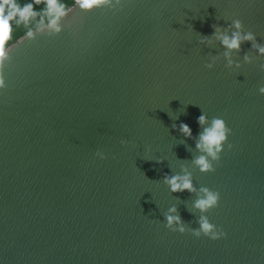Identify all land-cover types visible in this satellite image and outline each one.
Here are the masks:
<instances>
[{
  "label": "water",
  "instance_id": "1",
  "mask_svg": "<svg viewBox=\"0 0 264 264\" xmlns=\"http://www.w3.org/2000/svg\"><path fill=\"white\" fill-rule=\"evenodd\" d=\"M237 31L255 39L229 50L221 37ZM254 45L264 48V0H107L74 3L56 28L7 47L0 264H264V54ZM214 118L231 132L209 158L215 171L202 172L197 144ZM173 176H190L194 191L173 192ZM202 188L220 194L217 208L195 207ZM201 216L226 238L193 235Z\"/></svg>",
  "mask_w": 264,
  "mask_h": 264
},
{
  "label": "clouds",
  "instance_id": "2",
  "mask_svg": "<svg viewBox=\"0 0 264 264\" xmlns=\"http://www.w3.org/2000/svg\"><path fill=\"white\" fill-rule=\"evenodd\" d=\"M39 2L40 0H37V3ZM106 2L107 0H75V4L84 10H91ZM5 8L8 9L7 15L4 14ZM47 8L49 15L53 17L50 21V26L56 28L58 20L66 15L65 6L60 5L58 0H47ZM34 14L31 4L20 8L15 3V0H0V58H3L4 56V45L11 35L12 28L10 21H12L17 15H19L22 21H28ZM235 27L240 29L241 22L236 21ZM254 39L255 38L251 33L242 36L239 31L233 33L231 37H221L222 43L227 49L237 51H239L242 42L253 41ZM254 47H257L261 54H264V48H261L258 45H254ZM226 55H230V53H226ZM245 59H247V57H245ZM2 86L3 81L0 80V87ZM260 91L264 93V88ZM198 123L203 127L207 123L206 116L201 115L198 118ZM180 129L185 135L191 137V128L187 124H182ZM230 132L231 129H229L225 121L220 118H214L211 121L210 127H204L203 132L199 136L197 148L206 155H201L194 161L202 172L215 171L209 158H211V160H219V153L223 151V147L228 141V135ZM228 146L231 148V144ZM97 155L101 154L97 153ZM101 158L106 159L107 157L101 156ZM165 183L170 186L173 192L185 190L194 191L190 176L166 177ZM201 191L204 193V197L196 201L195 207L197 209L201 210V212H208L219 206L220 194L218 192L211 191L207 188H202ZM170 212L176 213V209L172 208ZM166 220L168 228L174 231H179L180 233L185 232V227L178 215L167 214ZM199 224V230H194L193 232V235L196 237H200L201 234H203L213 241L226 238V233L222 229L217 230L216 227L209 222L207 216H201ZM175 225H179V228L177 229Z\"/></svg>",
  "mask_w": 264,
  "mask_h": 264
},
{
  "label": "trees",
  "instance_id": "3",
  "mask_svg": "<svg viewBox=\"0 0 264 264\" xmlns=\"http://www.w3.org/2000/svg\"><path fill=\"white\" fill-rule=\"evenodd\" d=\"M15 3L20 8L31 4L32 10L35 14L28 21H22L19 15H17L12 21H10L12 31L10 38L4 45V50L11 44L15 43L20 37L24 36L25 34L48 24L53 18L48 13L47 0H40L39 3H37V0H15ZM58 3L65 6V9L67 10L75 3V0H58ZM4 14H8L7 8H5Z\"/></svg>",
  "mask_w": 264,
  "mask_h": 264
}]
</instances>
